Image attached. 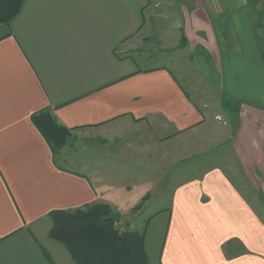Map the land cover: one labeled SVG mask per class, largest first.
<instances>
[{
  "label": "crops",
  "instance_id": "crops-1",
  "mask_svg": "<svg viewBox=\"0 0 264 264\" xmlns=\"http://www.w3.org/2000/svg\"><path fill=\"white\" fill-rule=\"evenodd\" d=\"M144 18L143 0H25L0 25V264H76L49 237L55 211L104 203L142 233L130 215L150 193L147 264H264V24L234 16L211 105L118 55ZM46 109L78 138L55 156L32 122Z\"/></svg>",
  "mask_w": 264,
  "mask_h": 264
},
{
  "label": "rangeland",
  "instance_id": "rangeland-1",
  "mask_svg": "<svg viewBox=\"0 0 264 264\" xmlns=\"http://www.w3.org/2000/svg\"><path fill=\"white\" fill-rule=\"evenodd\" d=\"M208 1L143 0L145 18L142 30L136 40L132 39L120 46L118 55L136 59L142 70L170 68L199 101L204 100L211 105H219L218 95L224 88L218 66L220 57L218 50L224 55L232 52L238 43L237 32L232 23L235 15L246 10L252 16L254 23L259 21L264 24V6L259 4V0H214L216 1V9H214L209 7L212 0ZM194 16L201 18L195 20L199 23L198 28L196 27L198 32L188 34L191 40L189 41L184 28L188 25L195 26ZM209 24L213 27L214 34L202 31ZM221 100L225 110L239 103L225 92ZM76 137L71 133L67 145L74 144L78 140ZM151 180L153 179L142 178V182ZM153 198V193L147 194L142 200V207L134 209L130 215L133 218L142 212V227L135 226L138 231H144L146 215L151 212V210H143V206L145 202L153 201ZM126 223L127 220L115 224L116 229L119 232L134 230Z\"/></svg>",
  "mask_w": 264,
  "mask_h": 264
},
{
  "label": "trees",
  "instance_id": "trees-1",
  "mask_svg": "<svg viewBox=\"0 0 264 264\" xmlns=\"http://www.w3.org/2000/svg\"><path fill=\"white\" fill-rule=\"evenodd\" d=\"M24 2L0 0V25L10 24L21 12ZM32 122L54 156L68 144L72 131L60 125L50 109L35 113ZM112 213L104 203L75 211L52 212L49 237L64 245L76 264H147L145 230L119 232L112 221L104 220Z\"/></svg>",
  "mask_w": 264,
  "mask_h": 264
},
{
  "label": "water",
  "instance_id": "water-1",
  "mask_svg": "<svg viewBox=\"0 0 264 264\" xmlns=\"http://www.w3.org/2000/svg\"><path fill=\"white\" fill-rule=\"evenodd\" d=\"M105 221H112L114 224H119L122 221L120 212L112 213L110 216L104 218Z\"/></svg>",
  "mask_w": 264,
  "mask_h": 264
}]
</instances>
